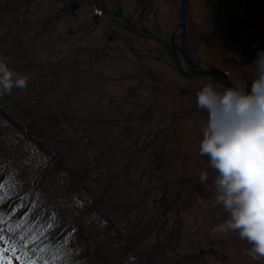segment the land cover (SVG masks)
<instances>
[{
  "label": "rangeland",
  "instance_id": "1",
  "mask_svg": "<svg viewBox=\"0 0 264 264\" xmlns=\"http://www.w3.org/2000/svg\"><path fill=\"white\" fill-rule=\"evenodd\" d=\"M8 1L0 0V5ZM10 1L16 7L19 5L18 0ZM154 1L152 14L140 12L146 15L145 24L141 25L165 39L173 38L175 45L181 47L184 36L179 13L183 0ZM103 2L116 9V0ZM136 3L138 0H122L127 16L137 21V10L133 13ZM186 3L198 34L196 63L217 66L233 79L250 85L256 75L253 63L257 52L264 49V0H188ZM95 4V0H85L79 9L58 15L63 2L32 0L0 19V56L8 58L11 67L29 77L28 86L14 93L13 101L0 99V122H5L3 126L7 127L9 138L21 144L24 155L39 165L53 157L55 143L26 138L28 118L21 119L16 114V102L27 107V100L40 95L44 110L114 120L117 133L123 129H129V133L138 131L139 134L124 140L121 150L137 165L143 160L140 172L149 169L145 164L153 152L149 149L143 153V142L160 136L157 147L168 149L163 159L170 165L159 177L173 184L179 177L187 181L182 201L178 203L170 196L172 211L157 217L182 237L175 254H202L209 264H264V256L254 258L248 254L246 249L251 244L241 239L238 232L215 230L228 212L215 201V170L207 155L199 153L207 112L196 104V92L212 81L207 76H183L159 43L116 25L121 20L119 17L102 14L98 17L100 23L94 27L91 21H94V9H98ZM109 25L115 27L116 37L109 38ZM183 63L185 72L191 71L190 65ZM151 105L154 106V113H149L152 119L137 121L140 110ZM123 119H128L127 125ZM73 167H68L69 172ZM202 170L209 172L206 182L200 179ZM148 172L146 177L150 176ZM85 187L86 199L94 202L99 187L92 181ZM91 214L101 224L110 223L121 243L128 240L129 232L115 210L97 205ZM127 245L139 252L133 243ZM0 249L4 256L0 264H33L3 239ZM144 262L153 264L147 259Z\"/></svg>",
  "mask_w": 264,
  "mask_h": 264
},
{
  "label": "trees",
  "instance_id": "2",
  "mask_svg": "<svg viewBox=\"0 0 264 264\" xmlns=\"http://www.w3.org/2000/svg\"><path fill=\"white\" fill-rule=\"evenodd\" d=\"M18 1L17 7L10 0L0 5V19L31 0ZM140 1L149 7L152 0ZM194 22L189 9L185 44L193 60L199 42ZM2 98L11 100L12 96L6 93ZM31 99L27 107L16 103L17 116L28 118L26 137L55 143L52 159L44 165L35 163L24 155L21 144L9 138L7 127L0 125V235L18 252L34 264H142L145 259L153 264H209L202 254H175L181 235L162 218L157 219L160 213L172 211L170 196L182 201L187 183L182 177L175 184L159 177L170 165L163 159L168 149L157 147L160 136L142 144L143 153L153 150L145 164L150 173L146 177L147 170H139L143 160L137 165L121 150L124 140L138 131L117 133L114 120L44 110L41 95ZM149 113H153L151 106L140 112L138 121L152 119ZM71 165L73 171L69 172ZM89 181L99 187L92 203L86 200ZM97 205L119 214L129 232L124 244L110 223L93 218ZM127 243H133L139 252Z\"/></svg>",
  "mask_w": 264,
  "mask_h": 264
},
{
  "label": "clouds",
  "instance_id": "3",
  "mask_svg": "<svg viewBox=\"0 0 264 264\" xmlns=\"http://www.w3.org/2000/svg\"><path fill=\"white\" fill-rule=\"evenodd\" d=\"M253 65L256 75L250 86L212 77L196 92V104L207 112L199 153L207 155L215 170V201L228 212L215 230L238 232L251 244L248 254L259 258L264 256V49ZM28 83L26 74L0 56V95ZM208 177L202 170L201 181Z\"/></svg>",
  "mask_w": 264,
  "mask_h": 264
},
{
  "label": "water",
  "instance_id": "4",
  "mask_svg": "<svg viewBox=\"0 0 264 264\" xmlns=\"http://www.w3.org/2000/svg\"><path fill=\"white\" fill-rule=\"evenodd\" d=\"M121 10V7H119ZM121 12V11H120ZM183 27H186V12L185 9H183ZM126 22L129 24V28L136 32L139 36L142 37H152V38H156L160 41H162L163 43H165L166 45H168V47H170L173 52L174 55L176 54L175 49L173 47V45L169 44L167 41L158 38L157 36L153 35L150 31H148L147 29H139L135 26H133L134 24L130 21H128L126 19ZM177 65H179V60L178 58H175ZM188 62L190 63V65L192 66V73H185V71L181 68V66L179 65V68L181 70V72L183 73V75L187 76V77H192V76H208L210 78L214 77L216 80H224L225 82H228L229 80H232L224 71L220 70L217 67H205L203 65H197L195 63H193L189 58H187ZM243 85V84H242Z\"/></svg>",
  "mask_w": 264,
  "mask_h": 264
},
{
  "label": "flooded vegetation",
  "instance_id": "5",
  "mask_svg": "<svg viewBox=\"0 0 264 264\" xmlns=\"http://www.w3.org/2000/svg\"><path fill=\"white\" fill-rule=\"evenodd\" d=\"M95 6L96 7H100L99 9H100V11H98V10H96V9H94L95 11H96V13H95V15H94V19L96 18V17H98V15H97V12H100L101 14H104L105 15V17H115V14L114 13H112V10L114 9V8H112V9H110V6H107L104 2H103V0H95ZM154 5V4H153ZM155 6V5H154ZM135 8H137L139 11H140V9L142 8V6H133V12L135 11ZM94 10H93V12H94ZM127 13V12H126ZM114 15V16H113ZM97 22H99V21H97ZM118 23V25H120L121 27H125V23H124V21H120V22H117ZM138 23L141 25L142 23H140L139 21H138ZM126 28V27H125ZM112 29H114V27L112 26ZM115 30V29H114ZM154 32V31H153ZM154 33H156V32H154ZM109 38H111V37H109ZM170 39H172V38H170ZM157 43H159V42H157ZM160 45H161V43H159ZM181 46H182V43H181ZM177 50H178V52H179V54L178 55H180L181 56V58L183 57V55H181V47H179V48H177ZM165 51L166 52H168L169 53V56L170 57H172V55H171V53L169 52V50H167V49H165ZM182 62H183V58H182Z\"/></svg>",
  "mask_w": 264,
  "mask_h": 264
},
{
  "label": "snow or ice",
  "instance_id": "6",
  "mask_svg": "<svg viewBox=\"0 0 264 264\" xmlns=\"http://www.w3.org/2000/svg\"><path fill=\"white\" fill-rule=\"evenodd\" d=\"M3 258H4V256H3V250L0 249V259H3ZM9 264H10V262H9Z\"/></svg>",
  "mask_w": 264,
  "mask_h": 264
}]
</instances>
